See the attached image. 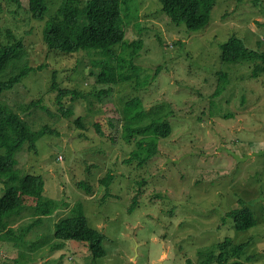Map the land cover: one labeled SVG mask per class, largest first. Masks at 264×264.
I'll return each instance as SVG.
<instances>
[{
  "label": "rangeland",
  "instance_id": "rangeland-1",
  "mask_svg": "<svg viewBox=\"0 0 264 264\" xmlns=\"http://www.w3.org/2000/svg\"><path fill=\"white\" fill-rule=\"evenodd\" d=\"M22 1L19 7L0 0V47L22 45L0 81L24 67L32 71L0 102L34 132L52 131L35 148L27 143L17 152L15 169L21 176H42L44 196L58 208L51 216L26 209L6 218L10 237L26 234L16 243L0 232V264H201L199 251L225 238L249 242L243 258L254 259L245 262L264 264V73L252 77L251 61H222V46L233 35L249 49L264 51V0H218L210 23L197 31L172 22L158 0H120L129 2L123 11L130 17L127 44L116 47L113 64L130 59L132 44L140 42L134 63L148 84L139 87L136 79L118 84L109 105L122 109L140 97L146 122L161 119L172 126L170 136L160 139L158 154L143 166L126 162L137 138L129 143L122 136L114 145L108 137L111 112L96 95L104 56L50 50L43 31L62 0H47L43 21L33 18L29 0ZM125 71L132 73L129 67ZM54 76L80 98L70 95L59 105ZM221 82L226 89L215 95ZM32 102L37 106L27 109ZM62 106L72 114L65 115ZM96 123L106 136L97 133ZM109 174L114 181L107 189L102 179ZM81 182L93 192L79 187ZM5 187L0 179V196ZM241 201L258 224L238 231L227 213L242 208ZM76 205L89 225L105 234V257L94 261L87 244L54 237L56 223Z\"/></svg>",
  "mask_w": 264,
  "mask_h": 264
},
{
  "label": "trees",
  "instance_id": "trees-1",
  "mask_svg": "<svg viewBox=\"0 0 264 264\" xmlns=\"http://www.w3.org/2000/svg\"><path fill=\"white\" fill-rule=\"evenodd\" d=\"M2 1L16 4L19 7L23 4L22 0ZM158 1L162 6V11L171 18L172 22L185 24L189 30L197 31L210 23L211 13L218 0ZM128 3L120 0H62L59 8L47 20L43 38L50 50L66 54L95 51L104 56V59L98 62L102 70L97 76L100 90L96 95L111 112L108 121L111 131L108 137L114 145L122 136L129 143L137 138V147L126 162L137 161L140 166H143L158 154L159 141L161 138L170 136L172 126L168 121L164 122L161 119L153 120L150 123L146 122V110L140 97L130 98L122 109L115 105H109L112 103L113 97L111 96L118 84L134 79L137 80L136 83L139 87L148 84V79L141 81V69L134 63L138 50L142 47L140 42L132 44L134 50L130 53L129 61L121 58L118 66L113 64L116 47L127 44L126 28L130 16L126 12L127 9L125 12L123 11V5L126 6ZM28 4L34 19L45 20L49 11L47 0H29ZM21 49V43L0 47V74L6 70L10 62L18 58ZM222 61L228 63L251 61L255 64L252 77H258L264 73V51L249 49L244 40L236 35L230 37L223 44ZM128 67L132 70L130 74L125 71ZM30 71H32L30 67H24L7 80L0 81V96L4 92L14 89ZM220 81H223L222 77H220ZM225 85L221 82L215 95L223 92L226 89ZM52 89L57 91L56 100L59 105L67 96H73V101L81 96L76 90L62 88L55 80V76ZM32 104L34 102L29 105L30 107L27 106V109L30 110L37 106L36 103L34 106ZM61 108L65 115L72 114L71 109H65L63 106ZM76 122L82 126V119L79 118ZM122 122L123 125H121ZM95 128L100 136H106L100 124L96 123ZM48 132L46 127L42 128V131L40 129L34 132L19 113L12 111L0 102V179H3V183L6 185L4 194L0 196V232H5L9 236L8 238H12L10 235L13 234V231L8 228L5 220L11 214H20L26 209H31L34 215L45 217L51 216L58 208L57 201L44 196L45 182L42 176L33 174L21 176L15 169L16 154L23 148L22 146L28 143L31 148H35L38 139ZM113 181L112 174L102 179V183L107 188ZM79 187H83L88 194L93 192L92 186L85 182L79 183ZM139 197L140 193L134 197L133 208L137 207ZM241 205L242 208L228 212L227 217L233 219L236 230H249L256 226L258 221L254 211L246 206L245 202L241 201ZM25 234L26 231L21 237L12 239L17 243V240H22ZM54 237L63 241L70 240L87 244L94 261L107 255L103 246L105 234L89 225L82 206L76 205L69 216L56 223ZM249 245V242L235 244L232 239L225 238L215 246L200 250V262L201 264L214 262L227 264L232 260L231 264H247L245 260L252 261L254 259L250 255L246 259L243 258Z\"/></svg>",
  "mask_w": 264,
  "mask_h": 264
},
{
  "label": "bare ground",
  "instance_id": "bare-ground-1",
  "mask_svg": "<svg viewBox=\"0 0 264 264\" xmlns=\"http://www.w3.org/2000/svg\"><path fill=\"white\" fill-rule=\"evenodd\" d=\"M191 31V30H190ZM242 39V38H241ZM243 40V39H242ZM245 43V42H244ZM31 105V104H30ZM33 106L35 105V103L34 104H32ZM36 105H37V103H36ZM39 105V104H38ZM30 107V106H29ZM22 117V116H21ZM158 121V120H157ZM161 121V120H160ZM162 122V121H161ZM164 122H165V120H164ZM41 131H42V129H41ZM49 132H52V131H49ZM171 134V133H170ZM140 138V137H139ZM137 145V144H136ZM23 147V146H22ZM137 147V146H136ZM128 162H130V161H128ZM17 163V162H16ZM22 173V172H21ZM144 182V181H143ZM141 186H142V184H141ZM140 186V187H141ZM108 189V188H107ZM138 189H140V188H138ZM138 191V190H137ZM110 194V193H109ZM107 195V194H106ZM258 223V222H257ZM215 245V244H214ZM91 257V256H90Z\"/></svg>",
  "mask_w": 264,
  "mask_h": 264
}]
</instances>
